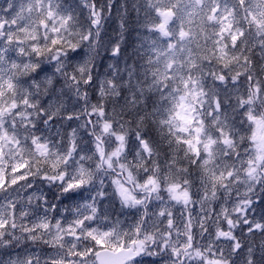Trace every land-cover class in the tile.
I'll return each mask as SVG.
<instances>
[{"label":"snow or ice","instance_id":"obj_1","mask_svg":"<svg viewBox=\"0 0 264 264\" xmlns=\"http://www.w3.org/2000/svg\"><path fill=\"white\" fill-rule=\"evenodd\" d=\"M0 264H264V0H3Z\"/></svg>","mask_w":264,"mask_h":264},{"label":"trees","instance_id":"obj_2","mask_svg":"<svg viewBox=\"0 0 264 264\" xmlns=\"http://www.w3.org/2000/svg\"><path fill=\"white\" fill-rule=\"evenodd\" d=\"M111 27L114 29L116 27V24L112 23ZM113 35H115V33H113ZM128 43H131V37L129 38Z\"/></svg>","mask_w":264,"mask_h":264},{"label":"rangeland","instance_id":"obj_3","mask_svg":"<svg viewBox=\"0 0 264 264\" xmlns=\"http://www.w3.org/2000/svg\"><path fill=\"white\" fill-rule=\"evenodd\" d=\"M3 2V0H0V3H2Z\"/></svg>","mask_w":264,"mask_h":264}]
</instances>
